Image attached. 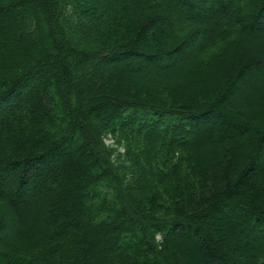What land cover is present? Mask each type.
I'll use <instances>...</instances> for the list:
<instances>
[{
  "label": "trees",
  "instance_id": "16d2710c",
  "mask_svg": "<svg viewBox=\"0 0 264 264\" xmlns=\"http://www.w3.org/2000/svg\"><path fill=\"white\" fill-rule=\"evenodd\" d=\"M194 1L0 0V264H264V0Z\"/></svg>",
  "mask_w": 264,
  "mask_h": 264
},
{
  "label": "rangeland",
  "instance_id": "374dc122",
  "mask_svg": "<svg viewBox=\"0 0 264 264\" xmlns=\"http://www.w3.org/2000/svg\"><path fill=\"white\" fill-rule=\"evenodd\" d=\"M92 1H94V3L95 2H98V3H96V6H98V4H101V3H106V4H108V5H111V4H113L116 0H92ZM113 1V2H112ZM190 1H194V0H190ZM164 2H166V3H168V5H169V3L170 4H173V2H172V0H164ZM194 3L195 4H199L200 2H199V0H196V1H194ZM118 4V3H117ZM116 6V5H115ZM170 6V8H171V11H172V13H173V16H174V14H175V12L176 11H178V8H177V6H176V4H173V5H169ZM173 6H174V8H173ZM175 8H177L176 10H174V12H173V9H175ZM200 7H199V5H198V7H197V9H195V13L196 14H200ZM29 9H27L26 10V14H27V16H28V14H30L29 12ZM91 11V10H90ZM94 13V12H93ZM30 16V15H29ZM177 16V15H176ZM114 18L115 16H114V14L111 12V10H106V11H103V19L104 20H108V19H111V18ZM24 19V18H23ZM23 19H21V17H19V19L17 20V23L18 24H20L21 22H22V20ZM27 18H25V20H26ZM198 45H195V47H197ZM195 47H191V48H189L188 49V53H193L194 52V50H195ZM183 60H185V59H183ZM165 63V62H164ZM175 63H176V61H175ZM111 64V62L110 63H108V64H106V65H110ZM176 64H178V62L176 63ZM143 68H144V70L143 71H145L148 67H149V65H143L142 66ZM153 73H154V71H151V72H149V73H143V74H141V75H152V76H154L153 75ZM44 74H45V72H44V70L41 72V73H39V74H37V73H35L33 76H31L30 77V79H29V82H28V84H29V91H31V89H32V87H34V86H36L40 81H39V79H41L40 77H43L44 76ZM41 75V76H40ZM140 74L137 76V77H140L141 76ZM27 95H28V91H27V93H26ZM106 143L107 144H110V143H108V141H106ZM261 158L263 157V156H260ZM221 215V214H220ZM219 214L217 215V216H220Z\"/></svg>",
  "mask_w": 264,
  "mask_h": 264
}]
</instances>
